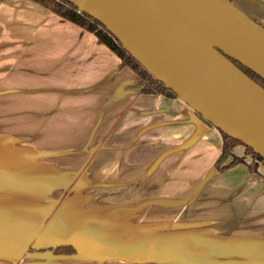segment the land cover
<instances>
[{"label":"crops","instance_id":"crops-1","mask_svg":"<svg viewBox=\"0 0 264 264\" xmlns=\"http://www.w3.org/2000/svg\"><path fill=\"white\" fill-rule=\"evenodd\" d=\"M232 2L264 26V0ZM119 62L0 0V264H264V162L216 169L220 131Z\"/></svg>","mask_w":264,"mask_h":264},{"label":"water","instance_id":"water-1","mask_svg":"<svg viewBox=\"0 0 264 264\" xmlns=\"http://www.w3.org/2000/svg\"><path fill=\"white\" fill-rule=\"evenodd\" d=\"M205 122L264 162V26L231 0H72Z\"/></svg>","mask_w":264,"mask_h":264},{"label":"trees","instance_id":"trees-1","mask_svg":"<svg viewBox=\"0 0 264 264\" xmlns=\"http://www.w3.org/2000/svg\"><path fill=\"white\" fill-rule=\"evenodd\" d=\"M42 7L48 9L53 14L63 18L64 20L94 34L99 44L106 46L119 59V68L130 69L136 75V81L129 88L147 95H163L166 97L177 98V96L167 89L161 82L154 79L120 44V42L108 32V30L97 20L88 14L80 11L72 0H30ZM232 1V0H231ZM234 63L256 83L264 88V80L253 73L251 70L240 65L236 61ZM209 124V123H208ZM222 136V153L216 162V169L224 170L234 167L240 163H245L243 158L234 154L233 149L238 145H243L224 133ZM244 146V145H243ZM245 147V146H244ZM245 155L253 156L254 161L249 164L250 170H256L257 162L263 159L255 154L249 147H245ZM229 160L228 162H226ZM55 254H72L75 250L71 246H57L51 249Z\"/></svg>","mask_w":264,"mask_h":264}]
</instances>
